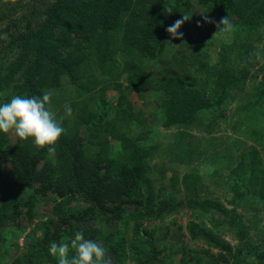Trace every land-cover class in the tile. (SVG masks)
I'll return each instance as SVG.
<instances>
[{"label": "trees", "instance_id": "16d2710c", "mask_svg": "<svg viewBox=\"0 0 264 264\" xmlns=\"http://www.w3.org/2000/svg\"><path fill=\"white\" fill-rule=\"evenodd\" d=\"M195 1L217 16H236L247 28L264 22V0ZM17 2L0 4V21L8 17L11 25L6 29L9 39L5 50H17L13 59L0 63V90L14 84L15 95L25 97L43 95L49 89L68 90L69 96L62 94L61 103L54 104L52 99V110L59 118L65 115L64 105L70 104L77 116L72 114L62 121L66 134L56 145L54 159L31 138L13 140L0 132V159L7 163L9 178L16 188L30 190L27 195L2 194L0 226L8 223L16 231H24L38 217L41 196L49 195L53 200L45 219L35 224L42 234L33 237L30 231L25 253L9 264H58L48 251L50 244L70 241L76 231L103 238L109 251L119 253L116 264H125L122 257L129 249L124 239L117 241V233L103 226L122 219L133 203L136 207L130 217L135 240L129 253L137 263L148 264L157 251L152 245L151 253H145L143 246L152 242L153 235L143 228L141 219L160 216L165 201L155 212L149 203L131 196L152 146L144 142L146 132L125 130L133 121L144 122L129 94L145 87L161 90L164 126L185 125L193 122L200 110L220 102L239 77L205 66L213 77V86L207 90L190 86L182 75L169 74L168 61L154 77L146 72V61L155 59L162 50L169 25L189 15L191 19L185 23L195 25V32L202 28L198 26L201 20L192 13L193 0H50L43 19L35 26L19 14L24 21L20 25L13 10ZM109 89L118 93V99L115 105L106 106ZM212 93L218 97L213 99ZM82 125L88 128L86 135L79 132ZM109 136L120 141L121 151L114 157L109 152ZM185 204L203 211L223 209L209 199L189 197ZM85 217L100 225L79 229L74 221ZM188 229L192 237H202L211 247L231 249L197 221L189 222Z\"/></svg>", "mask_w": 264, "mask_h": 264}, {"label": "rangeland", "instance_id": "374dc122", "mask_svg": "<svg viewBox=\"0 0 264 264\" xmlns=\"http://www.w3.org/2000/svg\"><path fill=\"white\" fill-rule=\"evenodd\" d=\"M8 1L0 0V4ZM17 1L13 10L20 25L24 24L21 17L25 16L35 26L43 19L50 0ZM192 13L201 20L202 28L195 32V25L184 23L180 29L183 40L173 39L167 32L158 56L146 61L148 75L154 77L166 65L164 61H168V73L182 75L193 87L211 90L213 77L207 74L205 66L228 70L239 79L226 89L220 102L214 101L211 107L200 110L193 122L170 127L163 123L161 90L145 87L140 92H130L134 109L142 112L144 122L133 121L123 129L146 132L144 142L152 146V154L145 160L142 176L131 196L149 203L155 212L165 201V211L160 216L141 219L143 228L153 235L152 242L143 246L144 251L150 254L152 245L156 247L157 255L148 264H264V22L247 28L236 16H229L233 29L214 36L218 32L215 22L222 16L207 12L195 0ZM203 15L213 23H206ZM9 22L8 17L0 21V63L3 64L17 54L16 49L5 50ZM122 81L126 83L124 75ZM13 86L0 90V104L10 102L15 96ZM47 91L52 93L54 104L61 103L62 94L69 96L68 90ZM212 95L213 99L218 97L216 93ZM106 98V106L115 105L118 93L109 89ZM73 115L77 116L76 110ZM87 130L82 125L79 132L86 135ZM9 135L13 140L16 138L12 133ZM108 139L109 152L114 157L121 151L120 141L112 136ZM48 157L54 159L55 154ZM29 191L13 185L7 163L0 159V199L5 192L27 195ZM189 197L199 201L209 199L221 204L223 209L190 208L185 204ZM52 201L49 195L41 196L38 217L24 231H16L8 223L0 226V264H9L24 254L30 235L42 234L35 224L45 219ZM133 205H128L122 219L103 226L106 231L117 233V241L124 239L129 249L122 257L125 264H139L129 253L130 243L135 240L130 217L136 207ZM192 220L227 242L229 252L211 247L202 237H192L188 229ZM74 223L82 230L100 225L88 217ZM85 238L99 242L116 264L119 253L109 251L103 238ZM236 252L238 256H234Z\"/></svg>", "mask_w": 264, "mask_h": 264}, {"label": "clouds", "instance_id": "9594fccd", "mask_svg": "<svg viewBox=\"0 0 264 264\" xmlns=\"http://www.w3.org/2000/svg\"><path fill=\"white\" fill-rule=\"evenodd\" d=\"M168 13H171L170 8ZM190 19L191 16L182 15L166 31L173 39L183 40L184 34L180 29ZM203 19L206 23H213L207 15H203ZM215 23L218 32L214 36L233 29L229 16L222 17ZM64 113V116L58 118L57 113L52 110L50 91L31 97L15 95L10 102L0 104V132L12 133L25 141L31 138L37 148H47L48 153L54 155L56 145L62 135L66 134L62 121L73 114L70 104L64 105ZM48 251L57 259L58 264H113L106 249L96 240L86 239L83 231H76L70 241L52 242Z\"/></svg>", "mask_w": 264, "mask_h": 264}]
</instances>
